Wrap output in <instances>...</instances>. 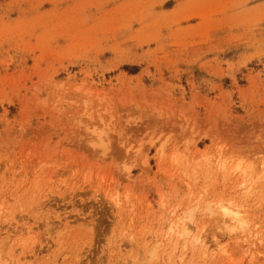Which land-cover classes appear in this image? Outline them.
I'll return each mask as SVG.
<instances>
[{
	"label": "rangeland",
	"instance_id": "374dc122",
	"mask_svg": "<svg viewBox=\"0 0 264 264\" xmlns=\"http://www.w3.org/2000/svg\"><path fill=\"white\" fill-rule=\"evenodd\" d=\"M0 264H264V0H0Z\"/></svg>",
	"mask_w": 264,
	"mask_h": 264
},
{
	"label": "bare ground",
	"instance_id": "6f19581e",
	"mask_svg": "<svg viewBox=\"0 0 264 264\" xmlns=\"http://www.w3.org/2000/svg\"><path fill=\"white\" fill-rule=\"evenodd\" d=\"M199 240V239H198Z\"/></svg>",
	"mask_w": 264,
	"mask_h": 264
}]
</instances>
